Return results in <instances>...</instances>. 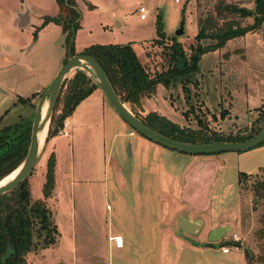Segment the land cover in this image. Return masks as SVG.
<instances>
[{"label":"rangeland","instance_id":"obj_1","mask_svg":"<svg viewBox=\"0 0 264 264\" xmlns=\"http://www.w3.org/2000/svg\"><path fill=\"white\" fill-rule=\"evenodd\" d=\"M226 1L253 6V0ZM218 2L76 0L81 17L75 31L74 51L81 52L93 43H131L137 57L153 73L167 65L164 46L158 42L161 38L158 22L164 33V42L169 43L175 35L189 54L191 45L196 44L198 18L206 12L213 13ZM140 4L147 9L143 19L137 12ZM25 11H29L33 20L23 27L12 25L18 13ZM58 11L56 0H0V74L5 77L10 70L8 63L1 62L3 53L11 50V47L4 49V41L12 40L17 45L13 55L19 56L20 62H25L17 71L19 81L5 83V90L0 91V127L15 123L21 117L33 118L35 107L19 100L36 93L22 78L28 74L30 64L33 72L52 71L60 56H66L62 26L54 21L44 23L46 15H56ZM180 23L184 32L176 34ZM195 76L197 83L189 82L186 87L180 81L168 85L157 83L155 89L143 96L140 105L134 108L142 115L156 111L180 127L195 129L199 136L248 132L258 115L259 106L264 103V23L256 31L245 32L201 53ZM39 90L32 98L35 103L43 91L42 88ZM103 97L102 90L98 88L81 99L64 119L61 131L46 141L44 139L39 146L38 161L27 177L30 195L34 200L45 199L60 236L56 245L29 252L27 264H91L84 256L93 240L92 228L101 226L104 232L110 223L112 231H115L122 220L116 214L112 201L103 195L100 197L104 180L119 179L123 175L128 179L132 167L137 170L135 176L139 180L143 177V169L133 161L134 146L129 145L132 137L126 134L133 127ZM126 105L129 107L128 103ZM199 118L207 123L206 129L199 130ZM226 151L227 154L220 151L223 153L219 159L211 158L205 162L203 168L198 169L200 164L188 166V176L193 183L187 186L184 196L201 198L203 203L200 206L210 207L211 214L216 217L233 210L236 213L241 208L240 222L243 226L240 229L247 233L249 241L254 228L249 213L259 202L252 197L251 203L250 189L248 191L247 188L255 181L254 176L261 175L264 170V142L246 150ZM52 152L55 155L54 185L51 195L44 197L42 185L47 159ZM184 164L178 160L177 167L182 169ZM242 173L251 176L243 182L247 193L239 183ZM146 174L151 179L154 176L151 170ZM85 188L95 209H91V201L83 203L76 198ZM108 203L112 210L106 207ZM94 213L96 218H87ZM252 215L255 219L254 210ZM115 259V256H108V263L104 260L103 264H117Z\"/></svg>","mask_w":264,"mask_h":264},{"label":"trees","instance_id":"obj_2","mask_svg":"<svg viewBox=\"0 0 264 264\" xmlns=\"http://www.w3.org/2000/svg\"><path fill=\"white\" fill-rule=\"evenodd\" d=\"M56 1L59 7L58 13L46 15L44 23L54 21L62 26L67 47L65 61L69 55L76 53L73 47L74 36L80 23L81 13L76 0ZM197 22L196 44L191 45L189 54L175 35L169 43L164 42V33L161 31L160 21L158 22L161 36L158 42L164 46L163 53L167 65L153 73L149 72L137 57L131 43H93L81 52L88 53L99 61L120 99L128 103L138 117L160 132L178 139L199 142L249 138L264 125V103L259 106L258 115L248 132L214 137L203 134L199 136L195 129L180 127L156 111L142 115L134 108L135 105H140L141 98L149 95L159 82L168 85L180 81L183 87L189 82L197 83L195 75L198 71L200 54L222 45L230 38L259 29L264 23V0H253L251 7L219 0L213 13H204ZM206 39L210 41L204 42ZM97 87L93 77L79 67L74 68L71 74L64 78L50 117L45 141L61 130L64 119L72 113L76 104ZM37 93L19 100L35 107L36 103L32 98ZM198 123L201 124L199 130L207 128V123L200 118ZM31 124L32 118L25 116L15 123L0 127V178L18 166L26 155ZM54 166L55 155L52 152L47 159L45 180L42 185L44 197L51 195L53 190ZM249 177L251 176L242 173L239 178L244 191L246 190L243 182L249 180ZM253 179L255 181L247 190L250 189L249 194L259 203L254 206L252 240H246L247 248H244L243 252L247 264H264V170L261 175H256ZM59 236L60 233L45 199L34 200L31 197L27 177L0 195V264H27L26 257L29 252H37L39 249L56 245ZM225 243L229 244V242ZM240 243L233 242L237 245H241Z\"/></svg>","mask_w":264,"mask_h":264},{"label":"crops","instance_id":"obj_3","mask_svg":"<svg viewBox=\"0 0 264 264\" xmlns=\"http://www.w3.org/2000/svg\"><path fill=\"white\" fill-rule=\"evenodd\" d=\"M25 12L26 17H20V13L23 12L18 13L12 25L19 27L28 25L33 18L29 11ZM25 18L27 21L19 24ZM9 40L4 41V49L8 50L11 47V50L3 53L1 62L8 63L10 70L5 77L0 74V91L5 90V83L19 81L17 71H20V64H25L20 62L19 56L13 55L17 45ZM65 57V54L60 56L52 71L50 69L47 72L42 70L33 72L34 68L30 64L28 74L22 76L25 80L23 81L30 85V90L35 89V92L44 89ZM126 134L132 137L129 145L134 146L133 161L143 169L144 178L139 180L135 176L138 174L137 170H133L132 167L128 179L123 175L119 179L110 180L111 184L108 179L104 180L103 186L100 187V197L103 195L112 201L116 214L122 219L121 225L112 231L109 223L104 232L101 226L95 225L96 228H92L90 232L93 240L90 247L86 248L88 252L84 257L91 264H103L111 255L113 258L116 257L117 264H247L243 252L247 247L245 243L247 233L240 229L243 226L240 222L241 208L236 213L233 210L232 213L216 217L211 214L210 207L200 206L203 203L201 198L192 199L190 196H184L187 186L193 183V179L188 176V166L200 164L198 169L203 168L205 162L212 160L211 158L219 159L223 152L187 153L161 145L133 129H129ZM224 154H227V151H224ZM178 160L185 163L182 169L177 167ZM149 170L153 171L152 179L146 174ZM87 195L90 196L88 189L85 188L76 198L81 199L83 203L91 201V209H95L92 198ZM250 198L253 203L251 195ZM106 207L112 210L109 203ZM253 210L252 207L251 214L249 213L253 218L251 226L254 224ZM96 217L95 213L87 216ZM224 225L230 226V233L215 242H210L208 240L210 231ZM232 233L240 238L241 249L232 247L233 241L230 239ZM116 238L122 240L120 244L116 243ZM225 246L230 247L228 252H223Z\"/></svg>","mask_w":264,"mask_h":264},{"label":"water","instance_id":"obj_4","mask_svg":"<svg viewBox=\"0 0 264 264\" xmlns=\"http://www.w3.org/2000/svg\"><path fill=\"white\" fill-rule=\"evenodd\" d=\"M26 15V12L20 13V17H26ZM26 21L27 19L25 18V20L20 21L19 24H23ZM183 32L184 27L183 24L180 23L179 27L175 30V33L182 34ZM76 67L84 69L89 75L93 77L109 103L113 106L116 112L129 125H131V127H133L139 133L145 135L149 139L166 147L173 148L182 152L196 154L220 152L226 150H246L264 142V125L257 133L243 140H212L204 142L187 141L162 133L151 125L147 124L140 117H138L130 109V107H128L126 103L120 99L118 94L115 92L112 84L110 83V80L108 79V76L106 75L103 67L95 57L88 53L77 52L69 55L68 58L60 65L59 69L57 70L51 81L43 89L40 97L38 98L32 118L30 141L26 155L24 156L20 164L14 168H19L18 171L10 179L0 184V195L6 193V191L15 187L21 180L28 177V175L34 168L39 158V133L40 131H42L46 124L48 129V124L57 95L59 93L60 86L67 73L72 71ZM45 102L47 103V107L45 113L42 114V107ZM6 175H4L3 177H5ZM230 230L231 229L229 225L216 227L210 231L208 240L210 242H215L227 233H230Z\"/></svg>","mask_w":264,"mask_h":264},{"label":"built area","instance_id":"obj_5","mask_svg":"<svg viewBox=\"0 0 264 264\" xmlns=\"http://www.w3.org/2000/svg\"><path fill=\"white\" fill-rule=\"evenodd\" d=\"M137 12H138L139 17H140L141 19H143V18L146 17L147 9H146V7H145L143 4H140V5L137 7ZM230 236H231L230 239H231L233 242H238V241H240V238H239L236 234L232 233ZM121 241H122V240H121L120 238H116V243H117V244H120ZM232 247L235 248V249H241V248H242L241 245H237V244H233ZM229 249H230L229 246H225V247H223V252H228Z\"/></svg>","mask_w":264,"mask_h":264},{"label":"bare ground","instance_id":"obj_6","mask_svg":"<svg viewBox=\"0 0 264 264\" xmlns=\"http://www.w3.org/2000/svg\"><path fill=\"white\" fill-rule=\"evenodd\" d=\"M46 107H47V103L45 102L43 104L42 107V114L45 113L46 111ZM47 133V124L44 126V128L42 129V131H40L39 133V140H40V144L41 142L45 139ZM19 168H16L14 171H12L10 174L6 175L5 177H3L2 179H0V184L4 183L5 181H7L8 179H10L17 171Z\"/></svg>","mask_w":264,"mask_h":264}]
</instances>
